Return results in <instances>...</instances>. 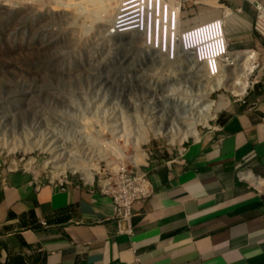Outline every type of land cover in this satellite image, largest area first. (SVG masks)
<instances>
[{
  "label": "rangeland",
  "instance_id": "1",
  "mask_svg": "<svg viewBox=\"0 0 264 264\" xmlns=\"http://www.w3.org/2000/svg\"><path fill=\"white\" fill-rule=\"evenodd\" d=\"M89 1L0 0V163L5 166L22 157L46 177L79 181L76 170L58 173L63 162L97 165L107 175L120 167L164 163L223 120L229 103L247 95L253 75L264 66L259 49H231L232 24L225 18L228 50L256 53L247 88L241 94L222 86L212 90L208 99L220 106L206 125L197 124L196 138H182L180 128L160 136L156 126L169 128L170 116L182 113L183 102L200 98L204 71L183 54L172 60L143 46L134 33L109 35L111 21L86 10ZM204 2L212 4L178 0L180 29L199 23L187 16L204 13ZM256 33L264 52V35ZM225 69L234 76L241 65L236 61ZM139 152L145 157L134 162Z\"/></svg>",
  "mask_w": 264,
  "mask_h": 264
},
{
  "label": "crops",
  "instance_id": "2",
  "mask_svg": "<svg viewBox=\"0 0 264 264\" xmlns=\"http://www.w3.org/2000/svg\"><path fill=\"white\" fill-rule=\"evenodd\" d=\"M211 3L187 20L227 18L231 49L264 53L250 2ZM256 76L223 120L147 167L151 192L133 203L130 233L118 232L126 223L91 185L61 189L40 172L36 188L29 172L1 162L0 264H264V66ZM40 217L52 224L38 226Z\"/></svg>",
  "mask_w": 264,
  "mask_h": 264
},
{
  "label": "built area",
  "instance_id": "3",
  "mask_svg": "<svg viewBox=\"0 0 264 264\" xmlns=\"http://www.w3.org/2000/svg\"><path fill=\"white\" fill-rule=\"evenodd\" d=\"M248 1L256 12L254 28L264 35V0ZM178 4V0H118L108 31L110 35L132 32L139 36L143 46L153 47L158 53L169 52V55L173 53V43L176 40L186 52L204 64L205 72L209 76L218 75L220 64L228 60V43L223 31L222 19L212 18L178 30L180 23ZM166 43L168 48H166ZM257 81L256 75H253L250 84L253 85ZM261 122L264 123V118L261 119ZM16 161L15 163L10 162L7 168L16 170L20 167L29 172L31 174L29 183L33 184L37 174L40 173V170L33 167L34 161L23 160L22 157ZM46 179L52 184H58L61 189H64L66 184L72 183H75L76 186L91 185L94 187L95 180L96 187L94 188L100 194L111 198L114 205L112 218L117 223L120 221L126 223L125 228L118 225V232L130 233L132 231L130 223L131 217L134 215L132 205L151 192L148 171L131 167L129 169L120 167L109 175L101 171L93 172L90 182L84 181L81 176L77 182L68 176L63 178L46 177ZM34 184L38 188L36 182ZM36 222L43 227L52 224L44 217L38 218Z\"/></svg>",
  "mask_w": 264,
  "mask_h": 264
},
{
  "label": "bare ground",
  "instance_id": "4",
  "mask_svg": "<svg viewBox=\"0 0 264 264\" xmlns=\"http://www.w3.org/2000/svg\"><path fill=\"white\" fill-rule=\"evenodd\" d=\"M89 2H90L89 5L91 6L85 7V9L89 10L91 14L100 12L102 16V20H106L107 23L113 20L112 18L114 16L115 9L118 4V0H114V2L113 0H91ZM109 35H110V32H109ZM166 48H168L167 43H166ZM162 54L166 58L170 57L172 60L183 54L186 61L190 62L191 64L199 65L204 71L203 72L204 73V81H203L204 89H203V92L200 98H196L195 100H191V101L186 100L185 102H183V111L182 113L178 115L174 114L170 116L167 113L168 116L171 117V119H169L170 120L169 128L162 129L158 125L154 129L155 134H160V136L161 135L165 136V135L171 134L172 130H175L176 128H180L183 131L182 138L187 137L188 135L197 137V134H198V130L196 127L197 124L206 125L208 123V120L214 116L220 104L217 101L208 99V94L212 90L222 86L227 90H231L234 94H241L245 91L248 85V82L246 81V77H247L246 75H248V71L252 69V61H253L252 59H255V55H256L254 51L228 52L227 62L221 63L219 66L218 75L213 76L217 78V81L212 82L210 79L211 76H209V74L205 72L204 64L201 61L198 62L190 53L186 52L182 47H180L179 43L176 40H174V43H173L172 55H169V52L167 53L162 52ZM236 61H239V64L241 65V69L238 72H234V76H231L229 75L228 71L225 69L226 67L225 65L227 64L230 67V65L234 64ZM172 138H170L169 141L171 140L172 142L173 141ZM144 140H146L145 136H143L141 140H139L138 138L136 142L134 143V146L136 148H139L140 143L143 142ZM47 148L49 147L47 146ZM139 154H140L139 157L138 156L134 157V162H137L143 159L142 156H144V153L139 152ZM54 160L55 159H53L52 161ZM66 168L71 169V171H75V170L78 171L84 181L90 182L92 180L93 172L97 171L98 166L95 165L93 168L84 167V166L77 165L74 162L66 161V162H63V165L60 167V169H58V173L64 174Z\"/></svg>",
  "mask_w": 264,
  "mask_h": 264
},
{
  "label": "clouds",
  "instance_id": "5",
  "mask_svg": "<svg viewBox=\"0 0 264 264\" xmlns=\"http://www.w3.org/2000/svg\"><path fill=\"white\" fill-rule=\"evenodd\" d=\"M246 1H248V0H246ZM248 2H249V1H248ZM250 4H251V3H250ZM251 5H252V4H251ZM252 7H253V6H252ZM178 17H179V15H178ZM216 18H221L222 21L224 22V20H223L222 17H216ZM255 18H256V12H255ZM179 21H180V19H179ZM205 21H206V20H205ZM201 22H203V21H201ZM254 22H255V19H254ZM195 24H196V23H195ZM108 26H109V25H108ZM253 27H254V23H253ZM254 29H255V28H254ZM178 30H180V27H178ZM255 30H256V29H255ZM256 31H257V30H256ZM257 32H258V31H257ZM259 34H261V33H259ZM261 35H262V34H261ZM179 46H180V45H179ZM180 47H181V46H180ZM228 52H230V51L228 50ZM225 66H226V65H225ZM254 75H256V74H254ZM256 77H257V76H256ZM257 79H258V77H257ZM254 84H255V83H254ZM254 84H253V85H254ZM253 85L250 84V87L253 86ZM210 127H211V126H208V128H210ZM184 149H185V148H184ZM183 152H184V151H183ZM183 152H182V153H183ZM182 153H180V154H182ZM171 160H172V159H171ZM167 161H170V160H167ZM167 161H166V162H167ZM149 166H151V165H149ZM149 166H148V167H149ZM153 166H156V165H153ZM6 167H7V166H6ZM142 169H146V170L148 171L147 167H145V168L143 167ZM43 176H44V175H43ZM74 181H75V180H74ZM75 182H77V181H75ZM36 221H37V219H36ZM36 221H35V223H37ZM30 226H31V225H30ZM30 226H28V227H30ZM38 226H40V225L38 224ZM40 227H41V226H40Z\"/></svg>",
  "mask_w": 264,
  "mask_h": 264
}]
</instances>
